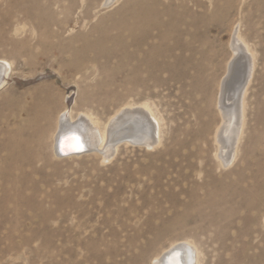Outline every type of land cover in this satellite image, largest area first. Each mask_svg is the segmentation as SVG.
I'll list each match as a JSON object with an SVG mask.
<instances>
[{
	"label": "rangeland",
	"instance_id": "374dc122",
	"mask_svg": "<svg viewBox=\"0 0 264 264\" xmlns=\"http://www.w3.org/2000/svg\"><path fill=\"white\" fill-rule=\"evenodd\" d=\"M47 2L48 32L63 34L48 38L67 47H81L80 34L93 40L118 32L117 24L139 8V0ZM146 2L167 34L155 40L160 70L144 67V82L123 81L122 95H112L111 81L99 87L101 76L92 72L65 73L49 49L33 61V73L13 59L16 69L0 91V139L6 129L32 126L18 113L38 90L59 109L85 110L102 122L121 97L148 101L161 129L153 146L122 142L108 160L91 151L54 157V121L43 145L28 146L40 155L35 164L0 161V264H151L176 241L197 247L198 264H264V0ZM235 33L254 63L238 152L224 168L214 135ZM0 55L11 53L0 47ZM106 98L113 101L107 111L98 103Z\"/></svg>",
	"mask_w": 264,
	"mask_h": 264
},
{
	"label": "bare ground",
	"instance_id": "6f19581e",
	"mask_svg": "<svg viewBox=\"0 0 264 264\" xmlns=\"http://www.w3.org/2000/svg\"><path fill=\"white\" fill-rule=\"evenodd\" d=\"M24 1H27V5L22 7L18 5L19 0H0V47L11 53L9 57L0 55V91L6 88L9 75L16 69L13 59L21 58L23 71L27 69L28 72L33 73V61L47 57L48 49L53 51V56L59 60L65 73L85 76L88 72H92L91 75L101 76L99 87H104L107 81H111L116 87L112 90L114 96L123 94L119 90L125 86L123 81L128 84L143 83L144 67H150L153 71L160 70L156 60L159 51L155 40H165L167 34L161 31V22L152 19L154 7L148 5L146 0H139L137 3L139 8H133L124 22L117 24L118 32H103L93 40L89 39L90 36L87 34L78 35L80 40L84 39L81 47H67L50 41L48 37L53 35L61 39L63 34L60 31L48 32L50 23L45 16V11L48 9L47 0ZM113 1L105 0L103 4L107 5ZM35 27H41L42 32L37 34ZM148 38L154 40L151 42ZM109 42L113 46H110ZM233 44L235 55L229 61L228 73L222 80L217 102L222 123L217 127L214 135L219 143L215 156L223 167L238 152V143L244 126L248 78L253 71L254 63L253 54L236 33ZM118 46L121 48L117 49ZM39 47L41 50L36 51L35 48ZM67 53L71 55L69 61H66ZM232 81H234V90L229 97L228 87ZM227 96L231 98V103L226 100ZM121 98L124 99L114 104L116 110L105 122H102L85 110H80L74 115L73 110L68 106L59 109L56 105L57 100L53 102L42 90L30 93L25 97V105H21L18 115L29 117L30 125L32 124L30 128L34 131L23 135L30 128L24 126L14 132L6 129L3 139H0V161L5 164L18 162L35 164L40 155L30 153L28 146L36 141L39 145H43L54 121L55 128L51 134L54 157H73L91 151L99 152L107 159L110 150L118 144L121 145L122 142L139 143L146 147L159 142L160 121L152 112L148 101ZM110 101L107 98L99 99L98 103L106 109ZM10 121L11 119L7 121V125ZM69 132L75 134L64 137L61 148L67 151L85 146L84 151L70 155H62L59 152V140ZM34 133H38V136L36 137ZM198 257L197 247L192 242L188 241L184 244L176 241L163 249L151 264H198Z\"/></svg>",
	"mask_w": 264,
	"mask_h": 264
},
{
	"label": "water",
	"instance_id": "95a60500",
	"mask_svg": "<svg viewBox=\"0 0 264 264\" xmlns=\"http://www.w3.org/2000/svg\"><path fill=\"white\" fill-rule=\"evenodd\" d=\"M72 134H75V132H69V133H66L64 134L60 140H59V152L62 154V155H70V154H74V153H77V152H82L85 150V146H80L78 149H69L67 151H64L62 148H61V142L63 140L64 137H67L69 135H72Z\"/></svg>",
	"mask_w": 264,
	"mask_h": 264
}]
</instances>
